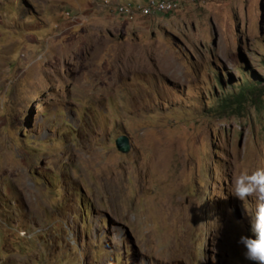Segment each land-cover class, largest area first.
I'll list each match as a JSON object with an SVG mask.
<instances>
[{
	"label": "rangeland",
	"instance_id": "374dc122",
	"mask_svg": "<svg viewBox=\"0 0 264 264\" xmlns=\"http://www.w3.org/2000/svg\"><path fill=\"white\" fill-rule=\"evenodd\" d=\"M146 1L0 0V264H251L264 0Z\"/></svg>",
	"mask_w": 264,
	"mask_h": 264
},
{
	"label": "clouds",
	"instance_id": "9594fccd",
	"mask_svg": "<svg viewBox=\"0 0 264 264\" xmlns=\"http://www.w3.org/2000/svg\"><path fill=\"white\" fill-rule=\"evenodd\" d=\"M232 196L241 202L253 199L255 212L247 217L249 234L241 235L244 258L251 264H264V167L242 169L231 181Z\"/></svg>",
	"mask_w": 264,
	"mask_h": 264
},
{
	"label": "built area",
	"instance_id": "2783aa9c",
	"mask_svg": "<svg viewBox=\"0 0 264 264\" xmlns=\"http://www.w3.org/2000/svg\"><path fill=\"white\" fill-rule=\"evenodd\" d=\"M197 0H188L194 3ZM133 3H127L126 6L120 7L119 12L123 13H140L145 16H150L158 13H168L175 11L178 4L174 0H147L144 4L136 5V9H132Z\"/></svg>",
	"mask_w": 264,
	"mask_h": 264
},
{
	"label": "water",
	"instance_id": "95a60500",
	"mask_svg": "<svg viewBox=\"0 0 264 264\" xmlns=\"http://www.w3.org/2000/svg\"><path fill=\"white\" fill-rule=\"evenodd\" d=\"M115 146L120 153L126 154L129 152V140L126 136H120L115 140Z\"/></svg>",
	"mask_w": 264,
	"mask_h": 264
}]
</instances>
